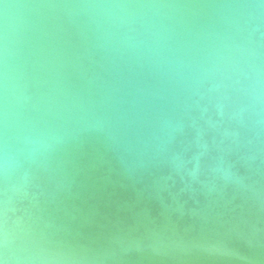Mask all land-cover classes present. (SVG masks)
Here are the masks:
<instances>
[{
    "label": "water",
    "instance_id": "obj_1",
    "mask_svg": "<svg viewBox=\"0 0 264 264\" xmlns=\"http://www.w3.org/2000/svg\"><path fill=\"white\" fill-rule=\"evenodd\" d=\"M6 136L0 264H264V0H0Z\"/></svg>",
    "mask_w": 264,
    "mask_h": 264
},
{
    "label": "clouds",
    "instance_id": "obj_2",
    "mask_svg": "<svg viewBox=\"0 0 264 264\" xmlns=\"http://www.w3.org/2000/svg\"><path fill=\"white\" fill-rule=\"evenodd\" d=\"M7 128H8V109H7V105H6L5 129L7 130ZM11 160H12V154L10 152L8 141H7V136H6L3 154H2V157H0V171H2V173L5 177H7L9 174ZM7 243H8L7 235H5V244L7 245Z\"/></svg>",
    "mask_w": 264,
    "mask_h": 264
}]
</instances>
